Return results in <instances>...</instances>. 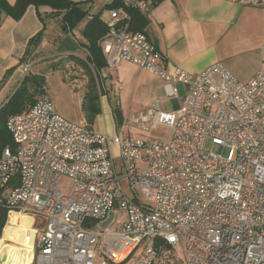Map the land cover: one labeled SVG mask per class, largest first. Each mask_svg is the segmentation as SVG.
Here are the masks:
<instances>
[{
  "label": "built area",
  "instance_id": "built-area-1",
  "mask_svg": "<svg viewBox=\"0 0 264 264\" xmlns=\"http://www.w3.org/2000/svg\"><path fill=\"white\" fill-rule=\"evenodd\" d=\"M120 2L100 43L105 68L129 62L163 79L168 96L177 84L185 94L175 111L152 100L130 121L143 132L167 127L164 140L110 137L69 120L47 91L6 120L13 146L0 151V210L7 220L29 215L32 226L42 218L29 264H264L263 70L241 81L222 62L198 74L172 67L145 31L129 28L126 9L147 17L151 0ZM116 211L126 215L118 229H93Z\"/></svg>",
  "mask_w": 264,
  "mask_h": 264
},
{
  "label": "crops",
  "instance_id": "crops-1",
  "mask_svg": "<svg viewBox=\"0 0 264 264\" xmlns=\"http://www.w3.org/2000/svg\"><path fill=\"white\" fill-rule=\"evenodd\" d=\"M5 1L13 5L16 0ZM74 1H87L81 7L87 10L88 15L71 28H63L62 14L52 13L53 10L45 5L29 4L19 17L0 13V107L13 95L26 75H43L47 64L50 71L56 73L65 59V73L56 74V77L60 75L58 81L69 95L64 98L62 108L70 106L71 112H59L52 100L59 115L72 121L90 123L87 109L97 107L98 112L90 124L103 134L167 139L169 129L165 126L143 132L138 125H130L124 106L129 101L142 103L146 91L155 94L156 90L163 88L161 99L152 97L146 102V108L135 116L149 114L152 100L158 101L163 112L175 111L185 94L184 85L177 84L182 86V97H179L177 85L176 95L168 96L163 79L135 64L121 62L114 69L105 66L94 68L87 61L89 50L84 28L89 15L107 10L104 6L112 0ZM146 22V35L172 67L198 74L209 65L222 62L241 81L249 80L257 70L264 72L263 5H245L232 0H160L151 7ZM44 78L45 89L52 99L47 77ZM93 93L97 97L96 102L90 101ZM166 97L171 101L172 111L160 108L161 100ZM87 98L89 100L83 101ZM88 101L90 105L84 108L83 103ZM114 108L121 111L120 125L116 124ZM121 128L123 134L118 132ZM111 151L115 164L117 147L112 145ZM120 164L121 160L116 167L119 168ZM27 217L20 218L19 223Z\"/></svg>",
  "mask_w": 264,
  "mask_h": 264
},
{
  "label": "trees",
  "instance_id": "trees-1",
  "mask_svg": "<svg viewBox=\"0 0 264 264\" xmlns=\"http://www.w3.org/2000/svg\"><path fill=\"white\" fill-rule=\"evenodd\" d=\"M160 0H151L153 6ZM87 1H74V0H16L13 5L8 4L5 0H0V13L5 12L14 17H19L29 4L35 6L45 5L49 6L54 14H62L63 28L69 26L73 27L78 21L88 15L87 10L81 7L82 3ZM120 0H112L104 6V9L110 10L121 7ZM129 14V28L132 30L144 31L146 26L147 17L143 16L135 9H126ZM100 13L89 15L87 23L84 28L85 43L89 50L87 61L96 69L105 66V59L101 48V39L108 31L106 22L100 18ZM45 78L43 75L28 74L21 81L20 85L10 96V98L0 107V151L7 145L13 146V141L10 133L6 128V120L13 114L27 112L32 105L35 104L37 99L45 92ZM96 95L93 93L90 101L96 102ZM89 98L84 99L87 101ZM90 101L84 102L83 107L90 105ZM88 121L91 123L94 115L98 112V108H88ZM113 112L116 118V124L122 123L121 111L114 108ZM9 142V143H7ZM7 212L5 209L0 210V237L2 229L6 223Z\"/></svg>",
  "mask_w": 264,
  "mask_h": 264
},
{
  "label": "rangeland",
  "instance_id": "rangeland-1",
  "mask_svg": "<svg viewBox=\"0 0 264 264\" xmlns=\"http://www.w3.org/2000/svg\"><path fill=\"white\" fill-rule=\"evenodd\" d=\"M101 18L104 21H109L110 18H111L110 17V11L109 10H104L101 13ZM64 66H65V59H63L62 62H61V64H60V68H61L60 71H58V72L55 73L53 71L52 72L50 71V68H49V66L47 64L46 67L43 69V75L45 77H47V82L46 83H47V85L49 87L51 96H53L52 100L54 102V105L57 107L58 111L59 110H62L64 112H71V107L69 105H68L69 106L68 108H62L63 105H64V102H65V99L64 98L69 97V95H68L66 89L64 88V85L60 81H58L60 75H57L58 77H56V74H63V72H64ZM177 87L179 89V97H182L183 96L182 86L181 85H177ZM160 92H163V88H162V90H156L155 94H154V92L152 93V92H149V91L147 92L146 91L143 94L144 101L142 103H135V102H132V101L130 102L129 101L127 103V106H124V104H122V106H124V112L126 114V117L127 118L129 117V119L131 120L132 117L135 116V114H137V112L142 111L143 108H146V106H145L146 105V102L148 100L152 99V97H156V98L161 99ZM125 99H126V97H125ZM126 100L128 101V99H126ZM160 108L162 110H164V111H172L171 101L168 100L167 97L164 98V99H162L161 100V106H160ZM137 109H140V110H137ZM129 124H130V122H129ZM118 132L120 134H123V132H124L123 128L118 129ZM7 143H9V142H7ZM205 149L206 150H212L214 152H217L218 151V147L217 146H212L211 147L209 141L206 143ZM114 161H115L116 166H119V162H120L119 158L114 157ZM71 184L72 183H71V180L70 179H68V178H62L59 181L58 186H59V188L62 190V192L64 194H69L70 189H71ZM122 186H123L125 192L127 193V195L132 198L133 193L127 187V184L125 182H123L122 183ZM135 195L138 197V199L140 201H143L144 200L143 199V196L141 195V193L139 191H137L135 193ZM34 217H35L37 223H36V225L33 226V230L32 231L35 233V236H36L35 229L37 228L38 230H42L43 229V225L41 224L42 218H40L39 216H34ZM125 217H126V215H125L124 212H118V211H116L115 212V217H114V219H113L112 222H110V223H108V224H106L104 226H102L103 222L98 223V224H96V225L93 226V229L94 230H102V229H112V230H115V229H118L119 226H120V224L124 221ZM21 220L22 219L19 218L16 221L17 226L22 225V223H24V221L21 222V223H19ZM7 223H8V220L6 219V223L4 225V228L7 225ZM4 228L2 229V234H1V237H0L1 239L3 237ZM6 243H11V241L8 242V241H4L3 240L2 242H0V248L3 247L4 244H6ZM33 250H34V245H33Z\"/></svg>",
  "mask_w": 264,
  "mask_h": 264
},
{
  "label": "bare ground",
  "instance_id": "bare-ground-1",
  "mask_svg": "<svg viewBox=\"0 0 264 264\" xmlns=\"http://www.w3.org/2000/svg\"><path fill=\"white\" fill-rule=\"evenodd\" d=\"M28 216L22 225L17 226V218ZM33 218L29 215L11 213L0 242L11 241L0 248L1 264H29L33 257L35 235L30 230ZM3 258V259H2Z\"/></svg>",
  "mask_w": 264,
  "mask_h": 264
},
{
  "label": "water",
  "instance_id": "water-1",
  "mask_svg": "<svg viewBox=\"0 0 264 264\" xmlns=\"http://www.w3.org/2000/svg\"><path fill=\"white\" fill-rule=\"evenodd\" d=\"M112 217H113V212H110V214H109V218L103 223V225L108 224V223L111 221ZM2 259H3V258H2ZM1 263H2V260L0 261V264H1Z\"/></svg>",
  "mask_w": 264,
  "mask_h": 264
}]
</instances>
